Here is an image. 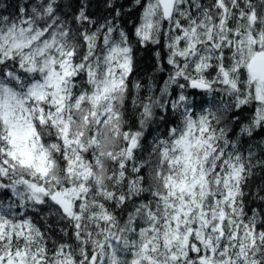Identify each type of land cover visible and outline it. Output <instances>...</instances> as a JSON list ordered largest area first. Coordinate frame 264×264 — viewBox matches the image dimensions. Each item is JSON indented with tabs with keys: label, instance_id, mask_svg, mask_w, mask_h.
Here are the masks:
<instances>
[{
	"label": "snow or ice",
	"instance_id": "snow-or-ice-1",
	"mask_svg": "<svg viewBox=\"0 0 264 264\" xmlns=\"http://www.w3.org/2000/svg\"><path fill=\"white\" fill-rule=\"evenodd\" d=\"M125 3L0 11V264H264V0Z\"/></svg>",
	"mask_w": 264,
	"mask_h": 264
},
{
	"label": "trees",
	"instance_id": "trees-1",
	"mask_svg": "<svg viewBox=\"0 0 264 264\" xmlns=\"http://www.w3.org/2000/svg\"><path fill=\"white\" fill-rule=\"evenodd\" d=\"M118 2L120 3H125V0H118ZM25 3V0H0V11L3 12L4 15H10V14H15L17 11V5L23 4ZM11 5V6H9ZM125 7H130V5L128 3H125ZM6 9V11H4ZM136 15V12L133 11L131 16L134 17ZM124 20L126 21V27H128L129 30H131V23H132V19L128 16L124 17ZM141 56V60H140V67L142 69L151 71L152 70V66H153V62L152 60L149 58L148 55L144 54V53H140ZM248 145H245V147H247Z\"/></svg>",
	"mask_w": 264,
	"mask_h": 264
}]
</instances>
